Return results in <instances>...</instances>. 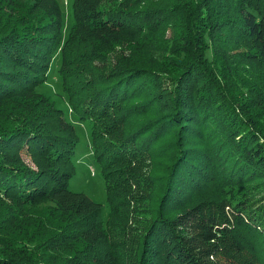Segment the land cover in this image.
I'll return each instance as SVG.
<instances>
[{"label": "trees", "instance_id": "16d2710c", "mask_svg": "<svg viewBox=\"0 0 264 264\" xmlns=\"http://www.w3.org/2000/svg\"><path fill=\"white\" fill-rule=\"evenodd\" d=\"M72 7L63 40L58 0H0V264H116L105 224L124 203L107 174L118 162L158 155L168 159L166 181L160 188L153 176L140 179H152L161 195L138 232L136 264H208L202 257L215 250L190 244L179 228L189 223L202 243L224 252L223 263L264 264V111L237 90L264 102L255 65L264 63V0H72ZM168 29L156 56L155 38ZM240 41L247 45L236 48ZM58 51L67 101L90 124L106 215L102 202L69 188L76 125L35 90ZM141 114L149 117L122 127ZM246 181L253 183L225 195L229 222L208 189Z\"/></svg>", "mask_w": 264, "mask_h": 264}, {"label": "rangeland", "instance_id": "374dc122", "mask_svg": "<svg viewBox=\"0 0 264 264\" xmlns=\"http://www.w3.org/2000/svg\"><path fill=\"white\" fill-rule=\"evenodd\" d=\"M60 4H62V17H64L63 20V26L62 30V39L64 40L69 34V26L71 25L73 21L72 16V0H58ZM171 37V31L166 30L162 35L155 38L156 40V47L158 49H161L157 52H154L156 56L163 55V49L165 47V44L168 43ZM247 44L244 41L238 42V46L236 48H244ZM149 50H146V53H148ZM152 53V52H151ZM110 58L114 57L112 53L108 54ZM172 59L174 57H169L166 62L172 63ZM63 61L62 52L58 51L56 55L53 58V61L50 65V73L47 76L46 80L40 83V85H37L35 90L39 92H43L45 95H48L49 97H52L54 99L57 106L62 107L66 113L65 115L71 122H74L76 125V133L79 137V140L76 145V153H74L73 159L75 163L74 168V174L73 177L69 180V188L75 191H84L86 194H88L94 201L102 202L103 203V214L106 215V212L108 211V201L106 198V188H104V176L101 174L100 166L101 164L96 161L93 152L94 149L91 147V135H90V124L88 122H81L76 119V116L74 115V110L71 109V106L69 104L68 96L66 91L63 89L64 85L61 81V77L59 74L60 70V64ZM258 69L261 68L262 73L264 74V63L262 64V67L260 65L255 64ZM233 66H236V64H233ZM95 71H100L97 66L94 64ZM241 65L238 64V71L241 70ZM248 68V67H247ZM92 70L93 67L91 68ZM103 71V70H101ZM246 71L245 76L247 77L248 73H250L251 76L255 75L253 71L250 69ZM236 73V72H235ZM238 76L239 74L236 73ZM260 85L262 86L264 83V76L260 77L259 81ZM237 90L239 91L238 97L242 99L243 101H249L254 106L261 108L262 111H264V102L263 100L258 102H254L256 100L255 98L249 99V97L253 94L251 91L249 92L247 89H245L242 85H238ZM133 102V99L127 100L125 102L126 105L128 103ZM123 103V102H122ZM122 107V106H121ZM149 117V114H141L132 117V119L126 120V122L122 125V127H127L129 125H132L134 122L138 123L145 120ZM108 119V116L105 117V121ZM24 157L26 160H29L26 153L24 154ZM166 155L164 156H152L151 158H147V160H144L143 162H131V161H121L112 166V171L109 172L107 175L109 176V180L111 181H118L115 183L116 185V191L114 192V195L116 198L121 199V201L124 204H119L116 206L115 214L113 215V218L106 222L105 226L108 230V239L112 243V246L115 249V252L117 254L116 258V264H136V255L133 253L135 251V248L138 244V232L139 234L142 233L145 229V221L147 218H149L148 210L151 208L152 205L158 202V198L161 195V192L159 194V188H156V190H153L154 184H152V179H147V183L142 184L140 179L151 177L157 178L156 181L158 186L161 188V186H164V183L166 179L165 177V166L167 164ZM107 170V169H106ZM253 183L252 181H246V182H240L238 184H230L222 182L221 184H218V188H210L208 189L209 195L214 197L219 196L217 200H220V204L218 205L221 209L225 210L227 213V218L229 219V222H233V210L232 206L229 205L228 202L229 199L225 200V195L228 192L239 190V188L245 187ZM156 186V185H155ZM227 186H230L229 188L225 189ZM157 187V186H156ZM158 190V191H157ZM163 188L161 189V191ZM157 191V192H156ZM113 195V197H114ZM202 194L201 197H203ZM115 198V199H116ZM177 213L176 211L172 214L174 215ZM116 217V221L114 218ZM141 219H144V222L142 224ZM127 220V221H125ZM227 220V219H226ZM130 225L132 227L130 230L128 227H125V225ZM123 228L124 230L122 233H117L116 229ZM181 233L189 240L190 244L193 245L194 248H198L200 250L207 249L210 251V249L215 250L214 253H210L206 255L205 257H202V260L208 262V264H230V262H227V259L225 260V263H223L224 260V252L218 251L217 248H212L208 246L205 243H202L200 240V237L197 236L198 231L196 230L194 224H185L179 227ZM134 230V231H133ZM115 231V232H113ZM136 233L133 237V233ZM124 237V238H123ZM123 238V239H122ZM130 239V242H125L121 240ZM217 245H222L224 249L227 251H232V248H228V246L223 242L220 241ZM234 251V250H233ZM245 254V252H244ZM248 254L245 255V257ZM243 264V263H241Z\"/></svg>", "mask_w": 264, "mask_h": 264}]
</instances>
